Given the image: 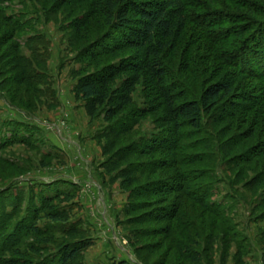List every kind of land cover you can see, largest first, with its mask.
Wrapping results in <instances>:
<instances>
[{
	"label": "trees",
	"instance_id": "trees-1",
	"mask_svg": "<svg viewBox=\"0 0 264 264\" xmlns=\"http://www.w3.org/2000/svg\"><path fill=\"white\" fill-rule=\"evenodd\" d=\"M60 11L71 17L69 45H80L74 46L80 68L71 70L76 81L74 97L83 101L90 122L101 117L105 124L93 138L101 144L102 154L108 155L104 167L112 175L111 182L118 180L122 189H130L129 202L124 206L126 215L141 206L132 202L134 196L177 194V200L173 197L169 202L170 211L156 216V220L176 219L184 227L193 226L192 214L183 208L185 198L219 216L216 212L222 208L214 207L209 200L212 185L218 181L214 175L217 162L231 167L234 183L241 184V189L264 187V163L258 160L264 156V0H0V73L7 67L15 73L13 82L24 85L34 95L54 94L51 77L43 70L49 58V43L35 26L46 24L51 15ZM126 50L127 56L118 55L119 60L113 61L115 55ZM106 58L110 60L106 62ZM168 59L177 61V68ZM142 82L148 99L145 109L135 106L133 99ZM6 99L18 109L31 111V106L15 103L10 95ZM161 109L163 115L155 121L165 126L163 140L134 136L124 150L112 152L115 140L132 135L145 115ZM247 122L253 126L250 135L258 140L229 155L248 136L241 131L223 141V135L239 131ZM35 141L32 134L11 132L9 136L2 135L0 148L12 144L32 148ZM154 152H166L167 158L151 163L129 161L132 156ZM41 155L58 157L51 150ZM1 161L20 170L13 160ZM199 163L206 167L194 168ZM252 165L260 167L259 172L244 178ZM161 169L173 173L164 180L131 188L140 177ZM202 177L208 178L210 184H201ZM51 185H44L49 188L40 196L32 222L23 225L20 234L15 229L10 235L12 243L8 246H17L11 250L13 255L5 256L0 249V264H82L92 237L80 220L72 219V208L53 204L61 198L66 202L74 199L78 186L72 183L51 192ZM22 200L10 202L13 215L20 210ZM11 217L0 214V226ZM41 218L54 226L41 230L37 226ZM55 232L61 239L50 237ZM169 232L168 226L164 233ZM25 236L44 240L36 241L39 248H35L34 240L26 243ZM52 243L57 244L55 253L35 262L31 256L40 259L41 251H47ZM177 246L182 256L196 260L197 252L181 241Z\"/></svg>",
	"mask_w": 264,
	"mask_h": 264
},
{
	"label": "rangeland",
	"instance_id": "rangeland-1",
	"mask_svg": "<svg viewBox=\"0 0 264 264\" xmlns=\"http://www.w3.org/2000/svg\"><path fill=\"white\" fill-rule=\"evenodd\" d=\"M45 8H50L48 3H45ZM70 20L71 17H65V13L60 11L51 15L46 24L35 26L49 43V58L43 70L51 77L53 96L34 95L24 85H16L13 82L15 73L10 72L7 67L2 68L4 72L0 73V143L2 135L9 136L11 132L32 134L36 139L32 148L21 144L0 148V214L12 215L9 221H5L6 224L0 226L2 254L13 255L11 250L17 246L15 244L8 246L12 243L10 235L13 231L15 233V229L20 234L22 226L32 222L35 217L33 212L41 202L40 196L49 188L44 185L53 183L50 188H54L51 192H55L56 189L69 187V184L73 183L78 186L75 198L69 202L61 198L53 204L66 209L72 208V219L80 220L88 235L92 237L93 243L84 253L82 264H264V187L259 186L253 191L241 189V184L234 183V171L223 162H217V167L214 165L216 167L214 175L218 181L213 183L209 199L214 207L218 205L222 208L216 212L219 216H214L189 199L183 198L185 200L183 208L192 214V228L189 225L184 227L178 224L176 219L156 220V216H162L170 211L169 202L173 197L177 200L176 196H179L177 194L167 196L156 194L148 198L134 196L132 202L140 203L141 206L125 214L124 206L129 202L130 189H122L118 180L111 182L112 175L107 173L104 167L108 155L102 154L101 144L93 138L105 124L101 117L90 122L83 101L74 97L73 86L76 81L72 78L71 70L79 69L80 63L75 60V45L73 43L69 45L68 41L71 33ZM78 46L80 45L76 44L75 47ZM128 54L127 50L118 53L113 61L119 60L118 55ZM104 60L107 62L110 58ZM196 61L201 63L200 59ZM168 62L177 68V61L168 59ZM101 63L102 61L98 62V65ZM145 94L146 86L142 82L133 94L134 104L138 108H147L148 99L145 98ZM9 95L14 98L15 103L31 106L28 107L31 111L12 106L6 99ZM162 115V109L145 115L139 125L135 126L132 135H123L115 140L116 148L112 152L124 150L134 136L144 135V138L149 140L155 138L163 140L166 137L163 128L165 126L159 122L160 120L155 121ZM252 130L253 126L247 122L242 129L239 127V131L232 130L223 135V141L230 135L241 134V131L248 136L247 139L240 141L229 155L255 144L258 139L250 135ZM49 150L57 154V159L42 157L41 153ZM163 158H167L166 152H154L142 157L132 156L129 161L151 163L153 160ZM1 159L15 161L20 170L4 165ZM259 159L264 163V156L258 157ZM193 166L197 169L206 167L202 163ZM259 168L249 166L250 171L243 177L252 178L259 172ZM172 173V170L161 169L146 177H140L131 188L135 185L148 184L145 183L147 181L164 180ZM56 182L61 184L58 185ZM199 182L210 184L206 177H202ZM230 183L233 187L229 186ZM4 196H8L9 199L4 200ZM16 198L23 200L20 210L13 215V203L10 202ZM2 222L0 219V224ZM47 225L53 224L43 218L37 221V226L41 230ZM168 226L170 232L164 233ZM50 237L55 240L61 239L57 232ZM24 240L26 243L34 240L32 245L39 248L36 241L44 239L25 236ZM178 241L193 253L197 252L198 259H187L182 256L178 250ZM47 248H49L47 251H41L39 254L40 259H36L39 257L37 255L31 256L35 258V262L54 254L57 244H49Z\"/></svg>",
	"mask_w": 264,
	"mask_h": 264
},
{
	"label": "crops",
	"instance_id": "crops-1",
	"mask_svg": "<svg viewBox=\"0 0 264 264\" xmlns=\"http://www.w3.org/2000/svg\"><path fill=\"white\" fill-rule=\"evenodd\" d=\"M61 139H63V138H61ZM78 143V142H77ZM80 143V142H79ZM46 152V151H45Z\"/></svg>",
	"mask_w": 264,
	"mask_h": 264
}]
</instances>
